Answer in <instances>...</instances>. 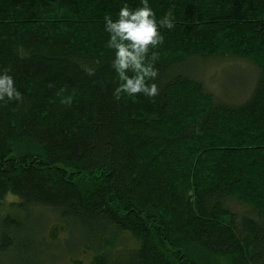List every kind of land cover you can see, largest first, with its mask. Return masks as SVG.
<instances>
[{
    "label": "trees",
    "instance_id": "trees-1",
    "mask_svg": "<svg viewBox=\"0 0 264 264\" xmlns=\"http://www.w3.org/2000/svg\"><path fill=\"white\" fill-rule=\"evenodd\" d=\"M124 2L0 0L21 93L0 101V254L26 264L37 233L88 264H264V0H149L174 18L149 50L158 93L116 100L103 18ZM221 56L256 67L241 99L181 68Z\"/></svg>",
    "mask_w": 264,
    "mask_h": 264
},
{
    "label": "clouds",
    "instance_id": "clouds-1",
    "mask_svg": "<svg viewBox=\"0 0 264 264\" xmlns=\"http://www.w3.org/2000/svg\"><path fill=\"white\" fill-rule=\"evenodd\" d=\"M173 27L171 11L158 19L149 0H139V5L131 8L124 2L114 14L103 18V30L107 34L104 47L111 50L109 66L117 81L112 91L114 99L119 100L122 95L134 99L138 93L149 98L157 95L154 82L157 70L153 63L156 55L155 52L149 54V50L163 42L160 28ZM84 71L89 76L94 74L92 68L86 67ZM64 92V88L57 90L59 102L70 104L72 95H64ZM20 99L21 93L12 76L6 70H0V101Z\"/></svg>",
    "mask_w": 264,
    "mask_h": 264
},
{
    "label": "rangeland",
    "instance_id": "rangeland-1",
    "mask_svg": "<svg viewBox=\"0 0 264 264\" xmlns=\"http://www.w3.org/2000/svg\"><path fill=\"white\" fill-rule=\"evenodd\" d=\"M224 40V39H223ZM181 68L193 73L195 77L200 79L206 86L217 93V97L222 101L228 99H241L249 91L253 83V76L256 73V67L249 61L242 58L229 56L210 57V58H193L186 61ZM17 200L15 196L8 195L4 202ZM36 221H42L43 216L37 213L34 216ZM29 235V234H28ZM27 235V236H28ZM46 235V234H45ZM32 236L35 244L32 242ZM61 239V236L59 235ZM29 243L25 246L27 252H24L22 257L26 258V264H88L91 258V252L81 253L71 252L64 257L62 250L58 244L57 247L46 246L42 247L37 243V233L28 236ZM123 238H128L131 243V238L124 235ZM58 239V240H59ZM31 240V241H30ZM74 236H67V243L72 246L75 242ZM133 242V241H132ZM61 242L60 245H64ZM73 247V246H72ZM18 253H12L10 256L0 254V264H18Z\"/></svg>",
    "mask_w": 264,
    "mask_h": 264
}]
</instances>
